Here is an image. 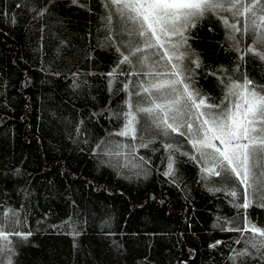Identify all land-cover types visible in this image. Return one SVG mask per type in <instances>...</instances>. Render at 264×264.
Wrapping results in <instances>:
<instances>
[{"label":"trees","instance_id":"obj_1","mask_svg":"<svg viewBox=\"0 0 264 264\" xmlns=\"http://www.w3.org/2000/svg\"><path fill=\"white\" fill-rule=\"evenodd\" d=\"M85 2L87 7L71 0H0V212L23 205L20 217L27 224L20 227L33 232L27 242L10 237L14 253L0 255V264H8L9 256L13 264H232V249L242 248L234 243L240 233L221 232L213 223L218 216H235L236 209L230 197L213 195L198 182L192 162L177 165L182 182L174 184L162 175L160 138L120 157L128 165L123 168L93 154L100 140H139L108 137L122 123L108 119L109 110L118 111L126 94L115 93L120 83L110 91L105 75L118 53L104 46L101 0ZM188 43L205 66L196 70V86L220 97L223 86L206 73L224 66L232 74L236 66L225 29L211 16L191 30ZM248 43L246 35L241 47ZM241 72L264 84V61L257 57L246 56ZM140 156L151 163L143 164ZM137 163L143 167L133 168ZM247 212L264 225V208ZM217 240L222 243L210 248Z\"/></svg>","mask_w":264,"mask_h":264},{"label":"snow or ice","instance_id":"obj_2","mask_svg":"<svg viewBox=\"0 0 264 264\" xmlns=\"http://www.w3.org/2000/svg\"><path fill=\"white\" fill-rule=\"evenodd\" d=\"M71 3L87 7L81 0ZM101 6L106 31L104 46L114 47L118 53L116 65L105 75L109 77L110 91L120 83L122 87H117L115 93L126 94L118 111L109 110L108 119L122 123L108 137L139 143L100 140L93 154L108 157L101 163L123 168L128 165L121 164L120 157H127L138 148H149L160 138L165 151L162 163L166 164L162 175L178 184L182 181L177 165L190 161L198 169L199 183L213 195L223 193L230 197L236 215L218 216L213 228L240 233L234 243L242 244V248L232 249V264H250L251 260L261 264L264 225L254 223L247 210L253 206L264 208V84L249 78L241 68L249 55L264 61V0H101ZM47 11L44 8L37 14L42 16ZM211 16L225 29V41L229 42L226 50L237 53L232 74L224 66L206 73L223 86L218 98L196 86V70L205 66L188 43L191 30ZM246 35L251 43L241 47ZM77 75L73 73L74 77ZM120 76L128 79L120 81ZM73 87H79L75 80ZM83 123L81 120L79 125ZM144 133L149 134L147 138ZM177 136L183 139L177 140ZM180 156L186 161H180ZM139 160L151 163V158L144 156ZM143 164L132 167L142 168ZM15 174L19 175L20 170L16 169ZM21 191L26 197L31 195L27 188ZM22 209L23 205L0 212V255L14 253L15 244L10 237L27 242L33 235L31 230L20 227L27 224L26 216L21 220ZM71 234L76 236L79 232L73 229ZM221 243L217 240L209 247L216 248ZM8 264H13L11 256Z\"/></svg>","mask_w":264,"mask_h":264},{"label":"rangeland","instance_id":"obj_3","mask_svg":"<svg viewBox=\"0 0 264 264\" xmlns=\"http://www.w3.org/2000/svg\"><path fill=\"white\" fill-rule=\"evenodd\" d=\"M141 78H143V77H141ZM137 79H138V78H137ZM137 79H136V80H137ZM176 139H178V136L176 137Z\"/></svg>","mask_w":264,"mask_h":264}]
</instances>
